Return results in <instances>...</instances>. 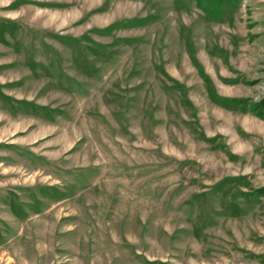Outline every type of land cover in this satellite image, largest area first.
I'll list each match as a JSON object with an SVG mask.
<instances>
[{
    "label": "rangeland",
    "instance_id": "1",
    "mask_svg": "<svg viewBox=\"0 0 264 264\" xmlns=\"http://www.w3.org/2000/svg\"><path fill=\"white\" fill-rule=\"evenodd\" d=\"M0 264H264V0H0Z\"/></svg>",
    "mask_w": 264,
    "mask_h": 264
}]
</instances>
